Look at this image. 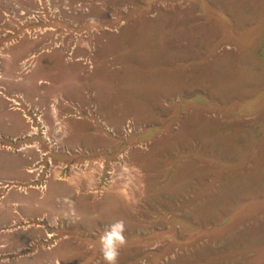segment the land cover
Segmentation results:
<instances>
[{"label": "rangeland", "instance_id": "1", "mask_svg": "<svg viewBox=\"0 0 264 264\" xmlns=\"http://www.w3.org/2000/svg\"><path fill=\"white\" fill-rule=\"evenodd\" d=\"M117 220L116 264H264V0H0V264Z\"/></svg>", "mask_w": 264, "mask_h": 264}, {"label": "clouds", "instance_id": "2", "mask_svg": "<svg viewBox=\"0 0 264 264\" xmlns=\"http://www.w3.org/2000/svg\"><path fill=\"white\" fill-rule=\"evenodd\" d=\"M124 222L117 220L111 223L99 237V250L105 264H116L120 248L125 245Z\"/></svg>", "mask_w": 264, "mask_h": 264}, {"label": "trees", "instance_id": "3", "mask_svg": "<svg viewBox=\"0 0 264 264\" xmlns=\"http://www.w3.org/2000/svg\"><path fill=\"white\" fill-rule=\"evenodd\" d=\"M153 131H154V130L151 129V130H149V131L146 133L147 135H146V134H145V135H146V136H150V134L153 133Z\"/></svg>", "mask_w": 264, "mask_h": 264}]
</instances>
